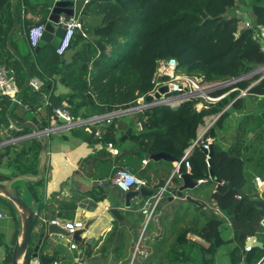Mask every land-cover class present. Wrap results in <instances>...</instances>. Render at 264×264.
<instances>
[{
  "label": "trees",
  "instance_id": "16d2710c",
  "mask_svg": "<svg viewBox=\"0 0 264 264\" xmlns=\"http://www.w3.org/2000/svg\"><path fill=\"white\" fill-rule=\"evenodd\" d=\"M52 8L49 2L30 5L28 0H0V66L10 71L19 88L32 77L44 83L33 96L28 88L20 95L21 103L17 105L12 98L0 96V145L6 144L0 147L1 184L16 177L39 174L42 143L37 137L25 138L34 133V129L26 125L29 119L38 132H44L51 129L57 108L67 111L76 122L135 108L140 98H147L153 91L160 61L175 59L177 74L198 79L203 84L244 78L264 66V53H259V57L253 54L260 45L254 40L255 30L264 27V0L93 1L85 6L82 17L85 20L96 16L97 24H84L86 36L77 32L63 56L56 54V44L41 42L37 49H32L29 43L30 30L45 25ZM29 13L39 15L40 19L37 22L26 19ZM241 13L246 14L255 28H241ZM21 32L26 33V54L20 50L18 34ZM10 45L13 49L16 46L14 51L19 59H13ZM261 78L262 74H256L214 91L213 96H227L207 109L198 110L204 102L194 99L177 108L156 106L134 112L128 126L140 123L142 131L134 132L125 142L117 137L113 121L106 124V132L98 140L103 146L112 143L123 151L122 165L118 166L131 173L139 171L137 177L147 181L146 189H151L155 196L169 182L167 191L146 228L144 206H138L135 211L121 213L124 220L114 222L96 251L98 242L82 240L74 243L78 252L73 256L68 255V250L54 249L52 258L61 264H216L218 251L231 245L228 261L223 264H256L263 250L255 247L246 253L245 245L249 236L263 238L258 234L262 217L251 204L255 200L264 201V195L257 190L254 192L255 177L264 174V79L260 81ZM256 82L246 97L238 99L240 90ZM59 86L65 87L67 92L56 95ZM223 111L205 136L215 140L210 166L202 148H195L189 157L192 181H205L195 189L213 186L206 200L198 199L203 207H197L179 198L184 184L183 179L170 178L174 163L160 161L166 168L151 172L150 163H156L151 157L166 154L182 162L186 151L197 141L205 119ZM73 134L82 141L91 137L78 129L73 130ZM128 143L132 148H125ZM143 160H149L147 167H143ZM83 162L81 167L85 169L88 161ZM91 164L87 165L98 173L99 166ZM211 172L216 181L211 180ZM181 173L183 177L188 174L184 163ZM223 183H230L233 189ZM24 184V191L15 187L16 184L14 189L28 204L34 203L36 219L27 257L29 264L38 242L33 244L35 228L39 239L47 224L53 221L64 225L73 223L76 198L73 206L63 203L49 206L45 201L46 175L37 183L26 181ZM92 195L96 197L95 203L106 200L98 190ZM0 205L6 209V212L0 209L2 214L10 216L18 225L20 218L15 206L1 197ZM225 233L231 234L230 237L226 239ZM17 235L11 246L0 241V246L5 247L3 264L12 262ZM189 235L203 239L208 246L189 239ZM52 237H47L43 246ZM41 253L43 255L42 250Z\"/></svg>",
  "mask_w": 264,
  "mask_h": 264
},
{
  "label": "crops",
  "instance_id": "0c3cea01",
  "mask_svg": "<svg viewBox=\"0 0 264 264\" xmlns=\"http://www.w3.org/2000/svg\"><path fill=\"white\" fill-rule=\"evenodd\" d=\"M13 1L16 2L17 0H13ZM28 2L30 3V5L42 4L40 0H28ZM70 11L68 12L70 13ZM82 12L80 18L83 19ZM38 16H32L29 13L26 14V19L32 20L33 22H37L40 19ZM97 22H98V18L96 16L88 17L84 20V24L88 26L96 25ZM18 36L19 39L22 38L25 41L26 33L21 32L20 34H18ZM59 42L60 39L59 40L54 39V44L58 45ZM15 47L16 46H14V49ZM24 47H25V51L27 52L28 51L27 45H24ZM14 49L13 46L10 45V51L11 53H13V57H14L13 59L16 60L19 59L20 57L18 55H15ZM18 69L19 67L17 65L16 70ZM34 78L33 77L28 78L26 80V84L20 87L21 95L24 94V92L28 88H30L28 86V82L30 79H34ZM32 92H33V94L31 93L32 96L35 95V93H37L33 90ZM66 92L67 89L65 87L59 86L56 95L64 94ZM46 103L47 101H44V104ZM132 115L133 114L121 115L115 117V119L113 120V122L116 124V135L119 138L124 137L127 129L129 128L128 123H126V120L129 121L130 119H132L133 118ZM26 125H29L30 127L32 128L34 127L35 129H37L35 124L30 119L28 120ZM62 125H64V123L61 122L60 120L51 121V127L62 126ZM105 127H106L105 123L103 122L89 123L83 126L74 127L70 130H62L45 136L47 151H48V160H47L46 172H45V175L47 177L45 201L49 206L54 205L57 207L59 203H63L64 205L69 207V206H73L72 204L73 199L76 198L74 202L76 215L73 223L80 222L84 224V228L78 230V231H82L81 241L90 240V241L98 242V247L95 248V251L99 249V247L102 245L107 235L110 233L114 225V222L116 220L119 222L124 220L123 216L121 220H118L111 214L110 211L113 208H118L120 210V213L122 212L126 213L127 211L130 212L135 211L138 206L142 207L145 206L146 204L151 205L155 201V193L152 197H147L148 199L146 197H139L133 200L131 202L132 207L130 209H127L125 206V193L121 192L119 189H117V187H115L111 182H109V179H111V177L113 176L112 175L113 171L117 167L120 168L119 166L122 165L121 163H122L123 151L114 147L117 153L112 154L107 150V146H103V144H101L100 141L96 139V137H94L90 141L88 140L82 141L73 134V130L75 129L80 130L81 133H89V134H92V131L96 129L103 135V133L106 132ZM35 129L33 130V132H35ZM200 129L201 128H199V130ZM15 142L16 141L12 143ZM7 144H11V143H7ZM5 145L6 144L0 145V147ZM125 148L127 149L132 148V144L130 143L126 144ZM83 161H88L86 162L85 169L84 166L81 167L82 164L84 163ZM89 162L93 163L94 166H99V169L101 170L97 169L98 173H95L93 170H91V167L87 165ZM93 164H91V166ZM147 166H143V167H147ZM150 167L152 168L150 171L153 172L154 170H158V169L162 170L166 168V165L161 164L159 161L156 163H150ZM132 173L133 175L138 176L140 172L139 171L136 172L134 170L132 171ZM172 174L170 178H172ZM101 184L103 185L100 186ZM97 190L101 196L103 195L106 197V200H104L103 202L95 203L94 198L96 197H94L92 194L95 193V191ZM148 190L152 191L151 189ZM31 204L34 205L33 202H31ZM107 208H109V210H107ZM0 213L3 212L0 211ZM6 218L7 216L4 215L3 219ZM10 219L14 223L13 230L11 231V236H12L11 238L13 239L12 242L6 243L8 246H11L13 244L16 234L18 233L19 235L21 230V221L17 225V222H15L14 219L12 218ZM148 223L149 222H147L146 220L145 228L148 225ZM2 237L3 235H1L0 232V241H3L1 239ZM47 237H52V236H47ZM188 238L193 241H196L197 239L200 240V238L192 235H189ZM81 241H77V242H81ZM74 243H76V241L73 240L69 248L67 249L68 255L70 256H73L75 251L78 252V248L75 249L71 248L72 245H76ZM176 250L179 249L177 248ZM0 251H1L0 264H3V261L5 259V247L1 245ZM43 255L45 257L52 258V256L50 255H46L44 253ZM55 262H59V264L62 263L57 259H55Z\"/></svg>",
  "mask_w": 264,
  "mask_h": 264
},
{
  "label": "built area",
  "instance_id": "2783aa9c",
  "mask_svg": "<svg viewBox=\"0 0 264 264\" xmlns=\"http://www.w3.org/2000/svg\"><path fill=\"white\" fill-rule=\"evenodd\" d=\"M51 1L54 2V5L55 3L62 1L65 2L84 1V6H86L90 2L99 1V0H51ZM240 19H241V23H243V25L245 26L244 28L246 29L255 28L254 24L251 21L241 17ZM58 26L64 29L65 35L57 45L56 54L58 56H63L70 49L73 39L77 32H81L84 37L86 36L84 33V22L82 23L79 21V19H75L74 16H70L68 14L63 13L59 17ZM44 31H45V25H38L30 30L29 43L32 49H37L39 47L40 43L42 42V36L44 34ZM254 40L257 41L262 46L264 53V27L260 26L256 28ZM177 68H178V63L175 59L159 62V66L155 74V79L153 81L154 89L148 95L153 97V101L150 103H148L146 101V98L143 97L138 100V105L135 108L121 111L118 113L104 115L101 117H95L93 119L86 121H77V122L72 119V117L68 114L67 111H65L62 108H57L55 110V116L52 118V120L54 121L56 120V118L57 119L63 118L66 120V123H64V125L62 126L51 127V129H48L42 133L45 134L46 136L54 132H58L62 130H70L74 127L83 126L89 123L103 122L105 123V125L111 124V122L115 119V117L121 115L132 114L134 112H143L147 109L156 106H170L172 108H177L181 104L192 101L194 99H201L204 102L203 104H200L198 106V110H201L203 108L207 109L210 108L211 106L217 105L227 96V95L213 96L212 93L214 91L221 88L230 87L242 81L243 79H247L256 74H262V78L260 79V81L264 79V66L257 69L254 73H252L249 76L219 84H203L198 79H194L186 75L177 74ZM257 83L258 82L252 84L248 89L240 90L238 99L246 97L249 94L251 88H253ZM28 86L33 91L39 92L44 87V83L39 78H34L29 80ZM164 87L168 88V92L165 94H161L160 98L157 99L155 97L156 94L161 93V89ZM237 90L238 89H234L233 91H237ZM20 95H21V90L15 78L10 74V71L6 67L0 66V96H8L12 98L13 103L17 105L21 103ZM46 105H49L48 101ZM228 108H226L225 110H227ZM223 113L224 111L218 115L209 117V119L211 118V123L207 122L208 118L205 120V129L198 134V139L194 143V145L191 146L186 151L185 157L182 160V162L174 163V171L172 174V178L177 177L178 179H183V174L181 173V166L183 163L185 164L188 174L191 173L192 166L191 163L189 162V157L191 156L195 148H202L204 150V152L206 153L207 166L208 167L210 166L211 148L213 147L215 140L212 138H205V136L209 131V129L212 128L215 125V123L220 119ZM141 131H142V125L140 123H136L134 127V132L139 133ZM95 137L101 140L103 135L99 131H97ZM106 146H107V150L112 154L117 153L112 143H109ZM142 164L143 166H147L149 164V160H143ZM110 182L115 187H117V189H119L121 192L124 193L133 191L134 189L140 190L142 188H146L147 186L146 180L140 179L137 176L133 175L131 172L122 168H118L116 170V173L114 177L110 179ZM204 182L205 181H199L198 184H203ZM254 183L259 194L261 196L264 195V174L257 175L254 179ZM102 185L103 184H101L100 186ZM123 185H127V188H125ZM168 185L169 183L164 188H162L160 192L155 196L154 203H152L151 205L146 204L144 206L143 213L146 216L147 222H149L153 218L154 211L158 206V204L160 203V201L162 200L163 195L167 191ZM107 210H109V208H107ZM3 218L4 215L0 213V220ZM51 223L63 227L65 230L69 231L72 234L84 228V224L80 222L68 223L65 225L60 224L58 221H53ZM258 234L264 237V218H262V221L260 222V229ZM258 242L264 245V243L258 238V236L247 237L245 252L246 253L252 252V250L255 248L254 245ZM71 248L75 249L76 246L72 245ZM262 250H263V255L256 264H264V248ZM53 264H59V262L54 261Z\"/></svg>",
  "mask_w": 264,
  "mask_h": 264
},
{
  "label": "water",
  "instance_id": "95a60500",
  "mask_svg": "<svg viewBox=\"0 0 264 264\" xmlns=\"http://www.w3.org/2000/svg\"><path fill=\"white\" fill-rule=\"evenodd\" d=\"M84 1H76V2H57L55 3L51 15L49 16V19L47 23L45 24V31L42 36V43L45 44H54V39H63L65 35V31L63 28L58 26L59 17L61 14L65 13L70 16H74L75 19H79L80 22H84L82 18H80L81 12L84 9ZM64 9L65 11H59ZM71 10V11H70ZM67 11H70L67 12ZM168 92V88L164 87L161 89V93L156 94V98H160L161 94H165ZM146 101L148 103L153 101V97L148 96L146 98ZM56 120H60L63 123H66V120L63 118H59ZM131 119L128 121L126 120V123H130ZM33 129H35L33 127ZM97 130L94 129L92 131L90 139H93L95 137ZM134 133V127H129L122 138V142H125L130 136H132ZM37 137L39 138L40 142L42 143V153H41V159L39 164V174L37 177H28V176H21L16 177L9 181L6 184L0 183V197L3 199H6L10 201L15 208L18 211L20 221H21V230L18 235L16 244L14 246L13 255H12V262L11 264H28V253L30 249V241L32 237V229L33 225L35 223L36 219V213L33 208L32 204H28L27 201L14 189V185L18 182H32L37 183L41 181L45 175V169L47 165L48 160V151H47V145H46V139L45 134L42 132H38L37 129H35V132L30 135L29 137L25 138H33ZM23 138V139H25ZM237 138V135H236ZM3 145V144H2ZM213 153V147L211 148V154ZM152 161L159 162V161H167L171 163H175L176 161L166 154H157L151 157ZM211 180L216 181V177L213 172L210 173ZM183 187L179 191V198H184L191 204L197 206V207H203V203L196 200L195 198L189 196L185 197L183 194V191L185 190H193L196 187H198V182H193L191 179L190 174H186L183 177ZM223 185L229 187L230 189H233V185L230 183H223ZM154 195V192L149 191L146 188H142L140 190H133L125 193V206L127 209H130L132 207L131 202L139 197H152ZM242 198H245L244 196ZM251 204L258 208L260 217L264 218V201H251ZM206 211H208L207 208H205ZM111 214L118 220L122 219V215L120 213V210L118 208H113L111 211ZM81 234L82 231H76L74 234L70 233L69 231L65 230L63 227L57 225V224H47L45 230L39 235V239L37 242V245L34 248V251L31 255V261L29 264H53L55 261L54 258H49L45 256L40 255V250L44 244V240L47 236H61L67 239H73L74 241H81ZM249 244V243H247ZM255 247H258L260 249L264 248V245L260 242L256 243L254 245Z\"/></svg>",
  "mask_w": 264,
  "mask_h": 264
},
{
  "label": "rangeland",
  "instance_id": "374dc122",
  "mask_svg": "<svg viewBox=\"0 0 264 264\" xmlns=\"http://www.w3.org/2000/svg\"><path fill=\"white\" fill-rule=\"evenodd\" d=\"M40 2L42 4H46L49 2L50 5H54V2L51 1V0H40ZM239 17L241 18H244L246 20H248L246 14L244 13H241L239 14ZM245 26L243 25V23L241 24V28H244ZM24 37V35H23ZM20 45H23V46H20V50L23 54H26V51H25V47H24V39L20 38V42H19ZM263 52V48L261 45H257L256 49H254L253 51V54L256 56L258 55L257 57H259V53ZM207 122L208 123H211V118L207 119ZM201 129L199 130V133H201L204 129H205V125L201 126L200 127ZM118 137V136H117ZM121 139V138H120ZM15 187H19L18 189H21L24 191L26 185L24 184V182H18L16 183ZM256 188V187H254ZM253 188V190H254ZM257 189L254 190V192L256 191ZM212 191H213V186L212 185H209V186H205V187H199V189L197 188L196 189H193V190H185V197H189L191 195V197H194L196 199H207V197L210 196V194H212ZM258 192V191H256ZM190 194V195H188ZM154 203V202H153ZM0 209L1 210H4V212H6V209L0 205ZM13 221L10 219V216L7 215V218L6 219H3V220H0V232H1V235H3V237L1 238L4 242V244L8 243V242H12V239L11 238V231L13 230ZM37 234H39L37 228H35L34 230V239H33V244L36 243V241L38 240L36 237H37ZM231 234H224V237L227 239L230 237ZM263 243H264V237L263 238H259ZM46 240V239H45ZM73 240L71 239H66V238H62L61 236H55L53 237V239H50L45 246H42L41 250L44 254L46 255H54L53 252H54V249L58 250V252H61V251H67V249L69 248L71 242ZM196 241L200 242V243H203L204 245L208 246L207 243L204 242L203 239H197ZM44 245V244H43ZM137 247H139L137 245ZM136 247V250H135V253H137V250L138 248ZM232 248L231 245H225L223 248H221L218 253L216 254V257H215V260H216V264H223V263H226L228 261V253L230 251V249ZM178 251H181V249H179ZM1 253V251H0ZM68 253V252H67ZM135 253H134V256H135Z\"/></svg>",
  "mask_w": 264,
  "mask_h": 264
},
{
  "label": "clouds",
  "instance_id": "9594fccd",
  "mask_svg": "<svg viewBox=\"0 0 264 264\" xmlns=\"http://www.w3.org/2000/svg\"><path fill=\"white\" fill-rule=\"evenodd\" d=\"M125 188H127V185H123Z\"/></svg>",
  "mask_w": 264,
  "mask_h": 264
},
{
  "label": "flooded vegetation",
  "instance_id": "af4514ba",
  "mask_svg": "<svg viewBox=\"0 0 264 264\" xmlns=\"http://www.w3.org/2000/svg\"><path fill=\"white\" fill-rule=\"evenodd\" d=\"M40 255H41V253H40ZM41 256H43V255H41Z\"/></svg>",
  "mask_w": 264,
  "mask_h": 264
}]
</instances>
